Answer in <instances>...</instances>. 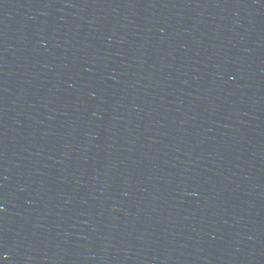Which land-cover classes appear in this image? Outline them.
Returning a JSON list of instances; mask_svg holds the SVG:
<instances>
[{
    "label": "water",
    "instance_id": "1",
    "mask_svg": "<svg viewBox=\"0 0 264 264\" xmlns=\"http://www.w3.org/2000/svg\"><path fill=\"white\" fill-rule=\"evenodd\" d=\"M0 264H264V0H0Z\"/></svg>",
    "mask_w": 264,
    "mask_h": 264
}]
</instances>
